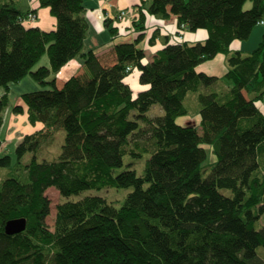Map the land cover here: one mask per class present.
I'll use <instances>...</instances> for the list:
<instances>
[{
    "label": "trees",
    "instance_id": "trees-1",
    "mask_svg": "<svg viewBox=\"0 0 264 264\" xmlns=\"http://www.w3.org/2000/svg\"><path fill=\"white\" fill-rule=\"evenodd\" d=\"M84 2L39 0L55 18L54 29L44 31L25 25L30 13L36 20L35 10L0 1V127L11 83L29 74L42 86L21 94L29 123L42 127L15 146L24 176L0 185V264H264L257 254L264 247V26L251 51H229L264 20V0H141L138 35L114 44L113 60L85 50ZM145 13L174 15L179 28L205 29L207 38L187 44L164 36V46L146 61L139 46ZM111 22L104 20L114 39ZM44 53L49 65L32 70ZM218 53L227 55L222 81L229 89L221 93L209 90L218 77L196 70ZM75 58L84 72L58 85L51 75ZM134 69L146 86L136 94L127 82ZM190 91L197 94L199 123L180 125ZM154 105L162 114H148ZM11 110L24 113L22 105ZM61 130L57 158L39 160ZM208 152L214 159L205 165ZM126 154L146 157L142 174L131 167L114 174ZM10 165L9 155L0 156V168ZM49 187L63 197L104 187L132 190L119 206L97 195L64 201L50 230ZM20 217L25 230L7 234L6 221Z\"/></svg>",
    "mask_w": 264,
    "mask_h": 264
},
{
    "label": "crops",
    "instance_id": "crops-1",
    "mask_svg": "<svg viewBox=\"0 0 264 264\" xmlns=\"http://www.w3.org/2000/svg\"><path fill=\"white\" fill-rule=\"evenodd\" d=\"M14 1L18 2V7L23 12L35 10L36 20L33 22H30V21L25 22V25L27 27L35 26V27H39L40 29L44 31H49V30L54 29L55 18L50 14L49 8L47 7L41 8L39 6V0H14ZM140 2L141 0H104L101 2H98L97 0H85L84 15L89 23V30H88V33L85 39V50L93 49L100 60H106V59L113 60V50H112L113 45L116 43H120V42L132 41L138 35V31L136 30L134 26V22L138 20V7L137 6L139 5ZM126 5L133 6V15H131V17L127 19L125 18V15H126V12H125V15L123 16V18L118 19L117 16L119 12L121 11L120 8ZM145 15H146L145 22H144L145 36L143 40L139 43V46L145 50L146 61L151 59L155 51H157L158 49L164 46V39H163L164 36H169L168 40L170 43L185 42L187 44H193L199 41H204L207 38V31L205 29H199L196 32H189L186 30H181L179 28L177 17L174 15H170L167 19H159V18H156L146 13ZM106 18L112 20L111 23H113L114 21L119 23V26L114 25L115 27H117V36L113 39L110 35L111 40L108 41V44L106 45V47L104 45L103 47H97L96 45H93L94 42L96 43V40L94 36H92V34L94 33L97 36L104 35L105 29L108 30V28H106L105 23H104V20ZM263 26L264 25L262 24H258L252 30L249 38L246 40H233L230 43L229 51L230 52L242 51L243 53H247L251 50L250 46L255 48L262 38ZM156 29H158V33H157L155 42L153 45H150L148 41L152 37V35L155 34ZM122 31L125 33L127 32H132V33L130 34L129 37L120 36L121 37L120 38L118 34L120 35ZM179 36H181L180 39H179ZM90 37H91V40H90ZM250 39H252L251 45L248 44ZM175 40H181V41H175ZM148 50L150 53L149 58H147ZM226 59H227V55L225 53H218L212 59L206 60L196 67V70L198 72H202L207 75H212V76H216L219 78V81L215 85H213L211 88H209V90L216 91L218 93L228 91L229 87L227 83L222 81V78L227 70ZM61 69H60L61 72H59V74H56L55 76L56 83L58 85L62 84L69 76L81 74L84 72V68L81 64L80 58L71 59ZM135 80H136V83L139 84L138 74L135 77ZM219 82H222L223 85L221 86L218 85ZM128 84L130 85L129 82ZM139 85H140V88L137 89L136 91L132 89L134 94L146 88L145 85H141V84ZM202 90L208 91L206 88H203ZM187 96H186V99H187ZM260 109L264 114V105L260 106ZM187 114H189V111ZM23 115H25V117L27 118L25 106H24ZM11 119H12L11 123L16 120L14 116H12ZM187 122H190V120H188ZM198 123H199V120L198 122L195 123V125H198ZM41 127H42L41 123H37L35 124V126H32L34 131L39 130ZM22 136L23 135L20 136L17 142L21 140ZM13 138H14V135L13 133H11L9 135V140H12Z\"/></svg>",
    "mask_w": 264,
    "mask_h": 264
},
{
    "label": "rangeland",
    "instance_id": "rangeland-1",
    "mask_svg": "<svg viewBox=\"0 0 264 264\" xmlns=\"http://www.w3.org/2000/svg\"><path fill=\"white\" fill-rule=\"evenodd\" d=\"M98 2L104 1V0H97ZM250 2L248 1L245 5V7H250ZM121 11L126 12L125 18L129 19L131 15H133V6L131 5H126L122 8H120ZM139 13V12H138ZM112 26L118 25V22H113L111 23ZM132 32H121V34L118 36L120 37H129ZM94 36L96 43L94 42L93 45H96L97 47H103V45L106 47L108 44V41L111 40L110 33L107 29L104 31V35H95L94 33L92 34ZM120 37V38H121ZM91 40V37H90ZM249 41V45H251V41ZM175 41H181V40H175ZM251 50L253 49L252 46ZM250 50V51H251ZM147 58H149V50L147 51ZM49 65V60H48V55L47 53H44L42 57L39 59V61L33 66L32 70H36L40 66H48ZM62 70V69H61ZM59 70V72H61ZM138 71L134 69L128 76H127V82L130 83L132 89L136 91L137 89L140 88V85L136 83L135 77L137 76ZM56 76L55 74H52V76ZM218 85H223L222 82H219ZM42 86L37 83L31 75H26L23 79L17 82H13L9 85V89L7 91V106L3 112L4 116V122L2 127H0V140L2 141L1 146H0V156H3L5 154L10 156L11 159V165L6 168H0V185L2 183V180L8 177H23L24 176V169L22 165H16L17 164V159L15 155V146L18 143L17 140L20 138L21 135L24 134H29L32 133L34 130L32 128V125L29 123L28 119L25 117V115L20 114V113H13L12 112V107L15 105H22L24 107V104L21 100V94L25 92H30L34 90L41 89ZM5 92V90L0 87V95H2ZM186 106L189 108V114L185 116H181L177 118V123L180 125H195L196 122L199 120V114H198V109H199V103L196 100V93L190 91L187 99L185 101ZM150 116H155V115H160L162 114V109L160 108L159 105H154L150 111L148 112ZM24 117H23V116ZM12 116L16 119L15 121H12ZM190 120V122H187ZM197 120V121H196ZM23 121V123H22ZM13 133L14 138L12 140H9V135ZM63 136L64 132L61 130L59 135H56L55 140L52 144L49 146L43 147L40 152L38 153V159H47V160H53L57 158L58 154L60 153L61 145L63 143ZM208 148V147H207ZM129 149V146L127 150ZM208 150V149H207ZM209 158L205 162L206 164H210L212 159H214L211 155L210 152H208ZM31 158V154H26L22 160V164H26L29 162ZM145 158H134L131 155L126 154L123 157V165L117 169L114 170V174H117L128 167L134 168L137 170V173L140 175L142 174L143 167H144V162ZM22 172V173H21ZM210 172V166L207 165L205 168V172L203 173V176H207L208 173ZM20 173V174H19ZM132 188H125V189H116L112 187H104L101 190H95V189H88L84 190L78 194H72L68 197H63L60 195L58 190L55 187H49L45 191V195L49 199V206H50V214L46 218V224L48 225L50 230H53L54 227V219H55V214H56V207L58 204L63 203L64 201H76L84 196L87 195H97L104 197L108 202H111L115 204L116 206H119L122 203V200L126 196L128 192H130ZM228 192V191H227ZM264 224V218L262 217L260 220V226ZM257 254L259 257L264 260V247L260 246L257 248Z\"/></svg>",
    "mask_w": 264,
    "mask_h": 264
},
{
    "label": "water",
    "instance_id": "water-1",
    "mask_svg": "<svg viewBox=\"0 0 264 264\" xmlns=\"http://www.w3.org/2000/svg\"><path fill=\"white\" fill-rule=\"evenodd\" d=\"M26 228L25 218H12L6 221L4 230L7 234H17L24 231Z\"/></svg>",
    "mask_w": 264,
    "mask_h": 264
},
{
    "label": "built area",
    "instance_id": "built-area-1",
    "mask_svg": "<svg viewBox=\"0 0 264 264\" xmlns=\"http://www.w3.org/2000/svg\"><path fill=\"white\" fill-rule=\"evenodd\" d=\"M125 15V12L124 11H120L117 18L118 19H121L123 18V16ZM27 20H30V21H33L35 19V15L34 14H28L27 15V18H25ZM261 24H264V20L261 21ZM181 30H184L183 27L180 28ZM181 38V36H179V39Z\"/></svg>",
    "mask_w": 264,
    "mask_h": 264
}]
</instances>
